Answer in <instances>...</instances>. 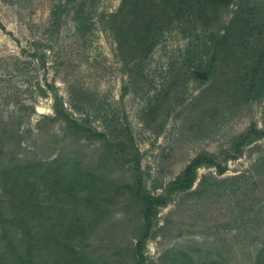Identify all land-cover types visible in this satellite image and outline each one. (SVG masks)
Wrapping results in <instances>:
<instances>
[{"label": "rangeland", "instance_id": "rangeland-1", "mask_svg": "<svg viewBox=\"0 0 264 264\" xmlns=\"http://www.w3.org/2000/svg\"><path fill=\"white\" fill-rule=\"evenodd\" d=\"M122 1L0 0L1 162L73 159L109 176L113 192L139 176L145 193L164 197L143 260L133 257L140 207L115 197L90 239L95 260L264 261V0H232L207 24L182 16L140 56L111 28ZM203 154L192 187L172 192Z\"/></svg>", "mask_w": 264, "mask_h": 264}, {"label": "trees", "instance_id": "trees-1", "mask_svg": "<svg viewBox=\"0 0 264 264\" xmlns=\"http://www.w3.org/2000/svg\"><path fill=\"white\" fill-rule=\"evenodd\" d=\"M231 2L123 0L119 12L111 15L110 24L121 48L129 47L140 56L145 53L144 47L149 50L154 47L167 24L194 14L207 24L208 20H218L216 17ZM228 34L221 35L219 41L224 42ZM214 46L216 50V42ZM204 70L210 72L212 67ZM205 161L207 154L192 161L170 186L172 192L189 190ZM22 162L6 166L0 157V264H46L51 261L47 256L51 251L55 253L51 264H58V258H64V264H109L111 260L103 255L95 260L88 253V246L94 233L113 216L111 208L119 196H129L140 207L144 236L135 246L133 257L143 260V241L151 234L158 208L166 206L167 201L145 193L139 176L133 186L126 185L113 192L109 176L94 175L88 168L83 170L81 163L73 159L60 158L47 165ZM48 190L55 197L54 210L46 196ZM262 260L258 257L254 264H264ZM181 261L195 264L189 255ZM200 262L222 264L215 259Z\"/></svg>", "mask_w": 264, "mask_h": 264}]
</instances>
